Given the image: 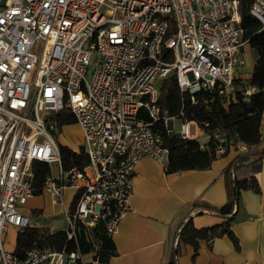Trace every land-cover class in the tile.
<instances>
[{
	"label": "built area",
	"instance_id": "2783aa9c",
	"mask_svg": "<svg viewBox=\"0 0 264 264\" xmlns=\"http://www.w3.org/2000/svg\"><path fill=\"white\" fill-rule=\"evenodd\" d=\"M251 12L264 26V0ZM246 42L240 0H0V264H89L79 249L32 248L19 257L6 248L9 225L29 224L20 207L34 195V161L50 166L42 192L61 200L67 187L77 189L66 209L69 239L79 223L99 221L112 235L130 208L139 161L168 162L158 124L174 134L180 118L178 136L193 138L183 108L171 116L161 107L163 79L174 74L192 102L206 90L227 105ZM61 111L80 127L74 151L87 154L83 168L63 166L52 118ZM215 137L222 155L226 138Z\"/></svg>",
	"mask_w": 264,
	"mask_h": 264
},
{
	"label": "trees",
	"instance_id": "16d2710c",
	"mask_svg": "<svg viewBox=\"0 0 264 264\" xmlns=\"http://www.w3.org/2000/svg\"><path fill=\"white\" fill-rule=\"evenodd\" d=\"M254 0H240L241 23L244 28V38L254 49L256 62L250 78L236 79L235 99H231L227 105L218 93L200 90L194 94L195 101H191L190 94L182 92L176 76L173 74L163 79L161 84L160 105L167 109L171 116L185 110V118L195 120L209 136V140L202 145L197 138L184 139L177 134H170L163 124H158L164 138V144L169 149L168 162L165 170L168 173L190 170L207 169L213 162L226 155L229 150L238 147L236 143L242 142L251 146V150L238 155L227 165L224 170L227 185V201L222 206L202 204L204 211L218 214L224 220L211 226L197 227L193 221V215L183 217L177 235L176 244L173 243L170 251V259L166 264H178L183 246L191 244L197 254L201 240L209 243L218 236L227 235L239 247L238 238L231 229V223L236 215L241 191L252 189L261 190L255 174L261 170L264 158V146L261 143V125L264 119V26L263 23L251 12ZM256 86L257 90L250 95H245L249 86ZM55 120L56 130L63 129L65 125L76 123L75 118L66 111L52 114ZM226 138V151L218 155L216 147L219 139L215 134ZM63 166L68 168L78 165L80 168L89 163V159L83 148L79 152L73 151L66 145L60 144ZM35 191L42 192L44 179L50 171L46 162L34 161ZM198 204V203H197ZM195 204L194 206H196ZM32 248H51L68 251L79 249L84 255L93 254V259L101 263H107L117 255V248L112 235L106 231L102 221L94 226H86L79 223L76 239H69L67 230L50 232L46 227L27 225L21 228L17 234V242L14 252L19 257H24Z\"/></svg>",
	"mask_w": 264,
	"mask_h": 264
},
{
	"label": "crops",
	"instance_id": "0c3cea01",
	"mask_svg": "<svg viewBox=\"0 0 264 264\" xmlns=\"http://www.w3.org/2000/svg\"><path fill=\"white\" fill-rule=\"evenodd\" d=\"M243 51L245 64L237 74L240 78H250L256 54L248 41ZM262 131L264 133V119ZM193 138L202 145L209 140L195 120ZM257 146L263 147L264 143ZM238 153L236 149L229 150L207 169L172 173L166 172L165 166L154 158L143 157L136 166L130 208L112 234L117 255L107 263L94 260L92 253L86 254L85 259L89 264H166L170 259L174 235L185 215L192 214L197 227L211 226L224 220L218 214L198 211L204 209L202 204L219 207L226 203L224 170ZM255 176L261 190L241 191L239 206L231 223L239 247L227 235L218 236L210 243L201 240L196 255L194 247L186 244L178 264H264V158L261 170ZM76 193L77 189L69 186L61 200L50 193L34 194L20 210L28 216L30 226L46 227L52 233L66 230V209L72 207ZM19 230L9 225L5 238L7 249L14 251Z\"/></svg>",
	"mask_w": 264,
	"mask_h": 264
},
{
	"label": "rangeland",
	"instance_id": "374dc122",
	"mask_svg": "<svg viewBox=\"0 0 264 264\" xmlns=\"http://www.w3.org/2000/svg\"><path fill=\"white\" fill-rule=\"evenodd\" d=\"M189 76L191 77V79L193 78L191 74ZM180 127H181V119L176 118L174 120L175 133L180 130ZM191 131L193 132V125L191 126ZM80 137H81L80 129L76 123L65 125L63 129L56 130V138L58 140V143L68 146L73 151L80 147L79 146ZM52 169L54 170V173H56L57 165L55 163L52 164Z\"/></svg>",
	"mask_w": 264,
	"mask_h": 264
},
{
	"label": "water",
	"instance_id": "95a60500",
	"mask_svg": "<svg viewBox=\"0 0 264 264\" xmlns=\"http://www.w3.org/2000/svg\"><path fill=\"white\" fill-rule=\"evenodd\" d=\"M169 127L172 128L173 127V122L171 121L170 124H169ZM175 134L178 135V132H176Z\"/></svg>",
	"mask_w": 264,
	"mask_h": 264
}]
</instances>
